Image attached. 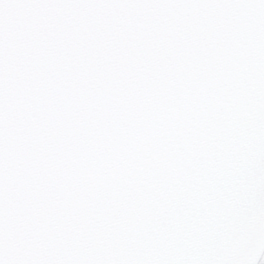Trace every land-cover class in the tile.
Listing matches in <instances>:
<instances>
[{
	"label": "snow or ice",
	"instance_id": "snow-or-ice-1",
	"mask_svg": "<svg viewBox=\"0 0 264 264\" xmlns=\"http://www.w3.org/2000/svg\"><path fill=\"white\" fill-rule=\"evenodd\" d=\"M0 264H264V0H0Z\"/></svg>",
	"mask_w": 264,
	"mask_h": 264
}]
</instances>
